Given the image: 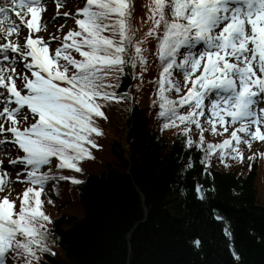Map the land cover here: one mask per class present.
I'll return each instance as SVG.
<instances>
[{
  "label": "snow or ice",
  "instance_id": "1",
  "mask_svg": "<svg viewBox=\"0 0 264 264\" xmlns=\"http://www.w3.org/2000/svg\"><path fill=\"white\" fill-rule=\"evenodd\" d=\"M49 3L57 11L44 21ZM66 5L0 2V152L10 145L19 153L0 159V264H43V254H54L42 195L53 181L80 183L63 172L94 158L105 107L135 100L118 91L125 76L140 90L154 66L147 83L161 131L176 129L203 152L205 167L213 157L242 162V144L264 143V0H148L144 30L135 0H82L61 13ZM58 17L74 27L45 39L41 31ZM8 165L19 169L14 180ZM14 183L26 187L11 199L5 188Z\"/></svg>",
  "mask_w": 264,
  "mask_h": 264
},
{
  "label": "trees",
  "instance_id": "2",
  "mask_svg": "<svg viewBox=\"0 0 264 264\" xmlns=\"http://www.w3.org/2000/svg\"><path fill=\"white\" fill-rule=\"evenodd\" d=\"M147 3L135 0V24H144ZM155 75L153 66L140 90L123 77L118 91L135 100L107 105L94 158L63 172L80 183L47 186L54 254H43V264H264L259 161L220 167L213 157L205 167L203 152L187 148L176 129L161 131L147 83Z\"/></svg>",
  "mask_w": 264,
  "mask_h": 264
},
{
  "label": "rangeland",
  "instance_id": "3",
  "mask_svg": "<svg viewBox=\"0 0 264 264\" xmlns=\"http://www.w3.org/2000/svg\"><path fill=\"white\" fill-rule=\"evenodd\" d=\"M69 3L71 4V7H68L67 5L60 8V12H64V11H74L75 8L77 7H81L82 6V0H69ZM48 7H50L48 10H50L49 12H46V15L42 17V19L44 21H48L57 11L56 9V5L54 3H49ZM72 19H65L63 17H58L54 22L48 23L47 24V29L46 31H41L40 35L44 36L45 39L48 38V36L51 35H63V33L67 32V30L69 29V22H72ZM63 25V29L60 30V26ZM136 26L138 28H140L141 30H144L147 25L144 24H139L136 22ZM25 32H22V35H25ZM53 43L51 45V47H54ZM137 71H139V69H137ZM139 82V81H138ZM259 107H264V103H261L259 105ZM230 131V130H229ZM197 133L195 132V130H193V137H197ZM228 133H225V136H227ZM224 137L222 136H212V135H208L206 134V139L209 141H220L222 140ZM241 149L243 150V155L245 157V159L242 161L243 163H251L255 158H257V162L258 163V173L255 179V188H256V192H257V201L260 205H264V183H263V162L262 157L264 155H260V153H264V143L261 142H253L251 148H247L245 145H241ZM253 154H256L255 157L252 160H249L248 157L249 156H253ZM19 155V153H17L15 151V149L12 146H7L6 150L4 152H0V156H3V160L5 161V163H7V160ZM229 162H241L240 160H227L226 164H228ZM214 164L217 166L219 165L220 167H226L225 164L221 163L219 159H217L216 157H214ZM239 164V163H238ZM19 171V169H15L13 170V166L12 165H8V172H9V177L11 179H15L16 176V172ZM24 187H26V185L21 184V183H14V184H10L7 188H5V193L10 192V198L11 199H15L17 193H21L24 189ZM4 193H0V195H3ZM44 198H47L46 195H44ZM46 206V210H47ZM44 211H45V205H44ZM48 212V211H47ZM48 214V213H47ZM80 217V216H78Z\"/></svg>",
  "mask_w": 264,
  "mask_h": 264
},
{
  "label": "water",
  "instance_id": "4",
  "mask_svg": "<svg viewBox=\"0 0 264 264\" xmlns=\"http://www.w3.org/2000/svg\"><path fill=\"white\" fill-rule=\"evenodd\" d=\"M197 188H199L198 186L196 187L195 191H196V194H197V197L199 199H202V195H201V192L200 191H197ZM218 219V218H217ZM220 219V218H219Z\"/></svg>",
  "mask_w": 264,
  "mask_h": 264
},
{
  "label": "bare ground",
  "instance_id": "5",
  "mask_svg": "<svg viewBox=\"0 0 264 264\" xmlns=\"http://www.w3.org/2000/svg\"><path fill=\"white\" fill-rule=\"evenodd\" d=\"M50 7H48V9H49ZM50 10H47L46 12H49ZM46 12L43 14L44 16L46 15Z\"/></svg>",
  "mask_w": 264,
  "mask_h": 264
}]
</instances>
